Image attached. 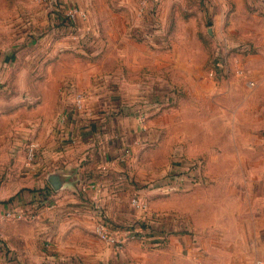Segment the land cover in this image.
<instances>
[{
  "label": "crops",
  "instance_id": "0c3cea01",
  "mask_svg": "<svg viewBox=\"0 0 264 264\" xmlns=\"http://www.w3.org/2000/svg\"><path fill=\"white\" fill-rule=\"evenodd\" d=\"M68 1L78 8L90 5ZM79 29L85 32L83 25ZM60 40H55L54 141L35 147L34 161L14 169L15 176L0 183V216L40 196L52 207L42 208L32 221L0 219V264H48L50 257L58 264H264V145L252 120L245 118L252 112L244 98L204 93V82L197 80L179 84L176 95L168 74L161 87L154 82V93L149 94L143 64H137L135 80L121 83L131 92L103 89L97 82L91 84L89 74L82 79L76 63L62 61L75 48ZM5 62L11 63L7 55L0 58V64ZM77 93L84 95V110L72 113ZM149 100L166 103L165 118L179 115L173 165L198 163L199 182H185L174 191L167 185L175 176L162 181V207L149 202V209L160 212L155 227L166 236L145 242L147 246L128 240L115 247L94 234L98 216L93 205L107 209L110 199L120 197V166L131 164L134 154L155 138L156 130L149 127L154 122L140 119L149 111L144 105ZM174 125L171 118L164 123L167 136ZM51 173L67 177L70 185L54 192L46 179ZM113 212L112 218L120 222V208Z\"/></svg>",
  "mask_w": 264,
  "mask_h": 264
},
{
  "label": "rangeland",
  "instance_id": "374dc122",
  "mask_svg": "<svg viewBox=\"0 0 264 264\" xmlns=\"http://www.w3.org/2000/svg\"><path fill=\"white\" fill-rule=\"evenodd\" d=\"M80 1L90 2L89 6L80 4L85 17L76 18L68 28L40 0H0V58H11L10 64H0V183L14 177V169L32 162L30 145L54 141L57 39L74 45V54H66L62 61L76 63L75 72L82 79L89 74L91 84L118 87L114 89L119 94L132 91L121 83L135 80L137 64H143L141 73L150 79L145 89L149 94L154 93V82L161 87L168 74L176 95L179 84L192 85L197 80L204 82V93L241 96L252 112L245 118L252 120L264 145V0ZM73 7L78 8L60 0L58 9L62 14ZM80 25L85 32H80ZM63 85H59V95ZM144 105L149 111L140 119L154 122L149 127L156 130L155 140L149 138L131 164L120 166V197L110 199L107 209L96 204L110 227L118 222L112 218L115 207L123 217L118 227L141 221L142 215L131 204L135 195L148 211L150 204L162 207L164 193L159 184L172 173L178 157L174 136L179 133V115L166 114L165 118L164 102L149 100ZM177 105L172 107L179 113ZM70 112L75 113L73 108ZM170 118L175 123L172 137L164 131Z\"/></svg>",
  "mask_w": 264,
  "mask_h": 264
},
{
  "label": "built area",
  "instance_id": "2783aa9c",
  "mask_svg": "<svg viewBox=\"0 0 264 264\" xmlns=\"http://www.w3.org/2000/svg\"><path fill=\"white\" fill-rule=\"evenodd\" d=\"M42 3H46L50 6V10L55 14V17L58 23L65 25L70 28L74 23L76 18L85 17V13L83 10L79 8H69L64 13L60 14L59 11V3L60 0H40ZM213 69L215 71L218 68L213 64ZM242 74V72H240ZM212 74V73H211ZM73 110L75 113L82 112L84 110V95L77 93L73 97ZM35 146L30 145L28 147V156L29 160L32 161L34 158ZM200 176V166L198 163H192L186 167L184 172L179 176H175L174 180L170 182L167 186L174 191L180 190L183 188L185 182L191 184H197L199 182ZM166 186V187H167ZM131 204L142 216H153L154 218H158L159 214L152 213L148 211L146 203L139 198V196L135 195L131 199ZM30 207L32 209H30ZM51 208L52 205L48 202L45 196H40L37 201H33L29 205H24L21 207H17L16 210H11L0 216V219L7 220H35L38 218L40 214V210L42 208ZM96 215L98 216V222L94 227V234L103 242L108 243L109 245H113L115 247H121V245L128 240H142L144 242H153L156 238L153 237V232L145 231L141 232L140 230L134 231L131 229L132 226L139 224L140 219L137 220L138 223H134L133 225H128L126 228L117 230L110 227L104 219V215H102V207L100 205H96L95 207ZM34 209V210H33ZM154 221L151 223L153 224ZM156 223V222H155ZM154 223V224H155ZM153 224V225H154ZM54 258L50 257L49 261ZM57 261V260H56ZM53 264V263H51ZM58 264V261L55 262Z\"/></svg>",
  "mask_w": 264,
  "mask_h": 264
},
{
  "label": "trees",
  "instance_id": "16d2710c",
  "mask_svg": "<svg viewBox=\"0 0 264 264\" xmlns=\"http://www.w3.org/2000/svg\"><path fill=\"white\" fill-rule=\"evenodd\" d=\"M185 169H186V166L185 167H181V166H174L173 165L172 166V172H173L174 175H172V176L169 175L168 178L169 177L172 178L174 176H179L180 174H182L184 172ZM44 190L47 193H51V190H50V188L48 186L47 187L45 186ZM8 202L9 203H12L13 202V199H9ZM30 203L31 202H29L26 205H29L30 206ZM30 209H32V208L30 207ZM104 219L106 220L105 217H104ZM153 221H154V223L156 222L155 224L153 223L154 225L151 224ZM159 221H161V216L160 215H159V217L157 219L154 218L153 216H142V219L139 222V224H137V226L136 225L132 226L131 229L134 230V231L140 230L141 232H145V231L146 232L147 231L153 232V235L152 236L155 237V238L165 237L166 236L165 231L164 230H158L159 228L155 227L158 223H160ZM111 227L113 229H117V230L124 229V228H120V226L118 227L115 224L114 225H111ZM55 262H57L55 260V258L52 259V260H50V261H49V258H48V264H51V263L55 264Z\"/></svg>",
  "mask_w": 264,
  "mask_h": 264
},
{
  "label": "water",
  "instance_id": "95a60500",
  "mask_svg": "<svg viewBox=\"0 0 264 264\" xmlns=\"http://www.w3.org/2000/svg\"><path fill=\"white\" fill-rule=\"evenodd\" d=\"M47 182L50 185L51 189L54 192H58L60 190H62L65 186L70 185V181L67 179V177L65 178L64 176L57 174V173H51L49 175H47ZM75 187L76 186V182H75Z\"/></svg>",
  "mask_w": 264,
  "mask_h": 264
}]
</instances>
